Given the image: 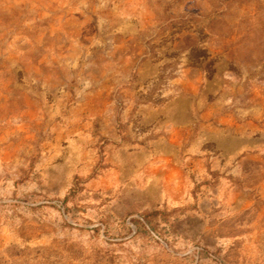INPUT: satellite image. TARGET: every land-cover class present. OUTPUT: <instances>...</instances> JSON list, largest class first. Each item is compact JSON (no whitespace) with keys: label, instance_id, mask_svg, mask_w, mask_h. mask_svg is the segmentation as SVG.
<instances>
[{"label":"rangeland","instance_id":"1","mask_svg":"<svg viewBox=\"0 0 264 264\" xmlns=\"http://www.w3.org/2000/svg\"><path fill=\"white\" fill-rule=\"evenodd\" d=\"M0 261L264 264V0H0Z\"/></svg>","mask_w":264,"mask_h":264},{"label":"trees","instance_id":"2","mask_svg":"<svg viewBox=\"0 0 264 264\" xmlns=\"http://www.w3.org/2000/svg\"><path fill=\"white\" fill-rule=\"evenodd\" d=\"M0 264H5L4 262L0 261Z\"/></svg>","mask_w":264,"mask_h":264}]
</instances>
